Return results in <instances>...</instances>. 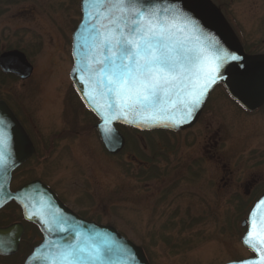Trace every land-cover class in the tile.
Returning a JSON list of instances; mask_svg holds the SVG:
<instances>
[{
  "label": "rangeland",
  "instance_id": "374dc122",
  "mask_svg": "<svg viewBox=\"0 0 264 264\" xmlns=\"http://www.w3.org/2000/svg\"><path fill=\"white\" fill-rule=\"evenodd\" d=\"M212 1L244 49L264 52V0ZM80 4L0 0V55L19 50L34 67L28 80L7 79L0 89V100L38 151L12 186L44 180L75 212L86 211L143 248L150 264H227L252 257L242 243V222L250 201L264 192V107L244 115L220 86L191 129L176 135L120 129L126 144L111 156L70 79ZM152 165L159 176L143 178ZM259 179V186H248ZM19 220L16 207L0 213V227ZM23 255L0 258V264H21Z\"/></svg>",
  "mask_w": 264,
  "mask_h": 264
},
{
  "label": "water",
  "instance_id": "95a60500",
  "mask_svg": "<svg viewBox=\"0 0 264 264\" xmlns=\"http://www.w3.org/2000/svg\"><path fill=\"white\" fill-rule=\"evenodd\" d=\"M114 3L115 0H101V3L96 5L93 0H81V21L72 36L74 64L70 73V79L78 94L99 120L96 128L106 151L110 155H118L126 144L124 135L117 128L118 125L130 127L140 132H182L191 129L198 122L213 91L220 85H223L229 95L248 111H256L264 105V54L249 55L246 53L230 23L212 0H138V3L146 9L160 10L162 17H170L172 13L179 10L185 19L190 18L186 30L183 33L175 34V39L187 47L193 49L208 48L209 41L217 40L224 48L240 59L228 61L221 65L216 82L206 90L204 102L190 123L179 127L144 126L140 122V117H133L128 114L127 119L113 117L105 125L97 113V107L105 115H108L107 105L111 102L110 97L100 94V89L89 79L90 74L87 70L77 71V68L84 69L86 64L93 69L100 67L92 59V46L95 39L93 27L101 23V20L96 19L97 12L101 13L102 18L109 14L119 15L117 10L111 7ZM164 9L170 11L165 13ZM0 70L4 74L13 75L21 81H26L32 76L34 67L23 52L10 50L0 55ZM96 75L99 73L97 72ZM238 81L246 82L250 88L241 92L235 88ZM117 115L120 113L117 112ZM0 121L3 122L0 124V132L5 138V143L0 147V152L4 153V159L8 165L7 167H0V211L15 201L22 207L25 219L39 226L45 238L44 242L28 257L25 264H60L61 253L70 245L78 246L84 249L86 253L95 248L101 250L105 247L109 248L111 254L103 257L106 264H150L143 248L125 238L113 226L100 225L80 218L64 206L42 183L37 181L24 186L16 193H12L11 181L14 171L29 161L36 153V149L12 109L2 100H0ZM106 128L113 130L111 139L105 134L104 129ZM42 188H45L43 189L45 198L42 200L33 199L35 193L41 192ZM25 198L29 199L32 204L31 207L26 208L23 202ZM262 199H264V194L259 198L250 214L257 208ZM257 211L258 214L264 213V206H261ZM250 214L242 222V227L248 228L242 237V243L245 248L253 252L254 257L228 264L259 260L258 253L244 242V238L250 230L248 225ZM23 232L24 228L20 223L0 228V256L10 257L18 253Z\"/></svg>",
  "mask_w": 264,
  "mask_h": 264
},
{
  "label": "snow or ice",
  "instance_id": "6c2138e0",
  "mask_svg": "<svg viewBox=\"0 0 264 264\" xmlns=\"http://www.w3.org/2000/svg\"><path fill=\"white\" fill-rule=\"evenodd\" d=\"M93 3L99 5L101 0ZM111 7L119 15L102 18L97 12L96 19L101 23L93 27L92 59L100 67L93 69L86 64L84 69L77 68L87 70L100 94L110 97L108 115L97 107L104 124L113 117L127 119L128 114L140 117L144 126L179 127L190 123L204 102L206 90L216 82L221 65L240 58L217 40L209 41L208 48L196 49L177 41L175 34L183 33L190 22L179 10L162 17L160 10L146 9L138 0H115ZM169 11L164 9L165 13ZM235 88L244 92L250 85L238 81ZM104 131L111 139L113 130ZM4 143L0 132V147ZM7 166L4 153L0 152V167ZM261 206L264 199L250 214V230L244 238L245 244L258 253L259 260L241 264H264V213L257 211ZM110 254L107 247L86 253L70 245L61 253L60 264H106L103 257Z\"/></svg>",
  "mask_w": 264,
  "mask_h": 264
},
{
  "label": "flooded vegetation",
  "instance_id": "af4514ba",
  "mask_svg": "<svg viewBox=\"0 0 264 264\" xmlns=\"http://www.w3.org/2000/svg\"><path fill=\"white\" fill-rule=\"evenodd\" d=\"M238 36V35H237ZM240 39V38H239ZM246 53L249 54V55H260V54H264V52H259V53H254V54H251L250 52H248L246 49H245ZM226 90V89H225ZM78 95V94H77ZM229 96V94H228ZM79 97V96H78ZM229 98L235 103V105L238 107L239 111L244 114V115H247V116H251V115H254L256 114L257 112H259L263 107L264 105L256 110V111H248L246 110L245 108H243L238 102H236L234 99H232L230 96ZM210 100V99H209ZM206 108V107H205ZM204 112V111H203ZM15 113V112H14ZM17 116V115H16ZM18 118V117H17ZM19 119V118H18ZM20 121V120H19ZM21 123V122H20ZM22 124V123H21ZM98 124V122H97ZM96 124V125H97ZM96 125H95V129H96ZM24 127V126H23ZM97 130V129H96ZM27 132V131H26ZM98 132V131H97ZM99 134V133H98ZM30 137V136H29ZM31 139V138H30ZM32 140V139H31ZM33 142V141H32ZM33 144L35 145L36 147V144L33 142ZM36 149V154L32 157V159L38 154V151H37V147L35 148ZM209 153H211L212 151L209 150L208 151ZM217 157V156H216ZM211 158H215V156H211ZM32 159H30L29 161H31ZM28 161V162H29ZM27 162V163H28ZM27 163H25L23 166H25ZM22 166V167H23ZM20 167L19 169H17L14 173H13V176H12V182H11V191L13 193H16L18 190H20L21 188H23L24 186L28 185V184H31V183H34V182H40L42 183L43 185H45L46 188L49 189V191H51L57 198L58 200L64 205L66 206L70 211L74 212L75 214H77L79 217H81L82 219H85L87 221H91V222H95V223H98V224H101L99 223V221L97 219H94L92 217H90L86 211H80L83 212L82 214L85 215H81L80 213H77L75 212L71 207H69L60 197V195L57 193L58 191L56 190V188L54 186H51L49 183H46L44 180H41V179H31L29 181H26V182H23L17 186H12L13 185V181L15 180V175L16 173L22 168ZM264 180V179H263ZM263 180L261 181V179L259 180H254L253 184H249L248 186H259V183H263ZM224 185H227V183H225ZM264 186V185H263ZM43 189L45 188H42V191L41 192H36L35 193V198L33 199H36V200H42L45 198L44 194H43ZM46 191V190H45ZM264 194V192L262 194H260L255 200H251L249 205L251 206L250 209L248 210V213H247V217L249 215V213L251 212L252 208L255 206V204L257 203V201L259 200V198ZM29 197L31 198L30 194H29ZM24 204L26 205V208H29L31 207V202L29 201L28 198H25L24 199ZM16 207L17 210H19L20 212V220L15 222V223H20L23 225V228H24V232L21 236V241H20V247H19V251L17 254L11 256V257H14V256H17L19 254H23V258H22V262L21 264H25L26 260L28 259V257L33 253V251L38 247L40 246L43 242H44V234L43 232L41 231L40 227L37 226L36 224L30 222V221H27L25 219V216H24V213H23V209L21 206H19L16 202L12 201L8 206H6L3 210H5L7 207ZM13 224V223H11ZM11 224H8L7 226L11 225ZM6 226V227H7ZM247 231V229H246ZM11 257H2L0 256L1 259H5V258H11Z\"/></svg>",
  "mask_w": 264,
  "mask_h": 264
},
{
  "label": "trees",
  "instance_id": "16d2710c",
  "mask_svg": "<svg viewBox=\"0 0 264 264\" xmlns=\"http://www.w3.org/2000/svg\"><path fill=\"white\" fill-rule=\"evenodd\" d=\"M8 80H18L16 77L12 76V75H6V74H3L2 72H0V89L6 84V81ZM90 114H92L90 111H88ZM92 116L94 117V115L92 114ZM96 122H97V119L96 117H94ZM119 129H131V128H126V127H122V126H118ZM133 130V129H131ZM135 131V130H133ZM156 133H160L162 135H166V134H171V135H176L178 133H172V132H167V131H156ZM141 151H137V154H136V157L139 159V156L142 157V154L140 153ZM151 164V162H150ZM153 167L150 169V171L145 174L143 173V178H152V177H155V176H159V171H158V168L156 167V165H152ZM11 208V207H9Z\"/></svg>",
  "mask_w": 264,
  "mask_h": 264
}]
</instances>
